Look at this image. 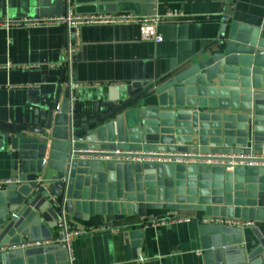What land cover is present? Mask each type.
<instances>
[{
	"label": "water",
	"instance_id": "95a60500",
	"mask_svg": "<svg viewBox=\"0 0 264 264\" xmlns=\"http://www.w3.org/2000/svg\"><path fill=\"white\" fill-rule=\"evenodd\" d=\"M64 92L58 110L31 108L21 123L0 125L15 173L0 185V264H69L60 244L11 249L53 240L67 216L140 217L124 234L139 259L145 227L173 217L150 211L252 221L203 223L205 264H264V29L225 22L207 53L160 83L69 80Z\"/></svg>",
	"mask_w": 264,
	"mask_h": 264
},
{
	"label": "crops",
	"instance_id": "0c3cea01",
	"mask_svg": "<svg viewBox=\"0 0 264 264\" xmlns=\"http://www.w3.org/2000/svg\"><path fill=\"white\" fill-rule=\"evenodd\" d=\"M146 6L143 0H71L69 5L67 0H0V24L59 18L69 7L75 14L158 15L162 18L158 32L163 38L161 43L142 40L139 23L84 25L78 29L75 51L69 58L64 24L0 27V125L21 123L24 112L31 108L58 110L69 80L78 88L163 82L207 53L227 21L264 29V0H155L154 8ZM25 66L38 67L28 70ZM0 131L7 130L0 126ZM10 152L0 148V183L15 174ZM232 170L226 168V172ZM169 214L190 221L159 227L148 224L139 259L129 255L124 234L129 225L144 222L140 217L112 221L109 216H94L85 221L67 216L68 229L106 228L73 239V264H205L201 234L205 213L149 212L154 218ZM61 231L59 225L54 237ZM246 235L247 240L256 241L249 230Z\"/></svg>",
	"mask_w": 264,
	"mask_h": 264
},
{
	"label": "built area",
	"instance_id": "2783aa9c",
	"mask_svg": "<svg viewBox=\"0 0 264 264\" xmlns=\"http://www.w3.org/2000/svg\"><path fill=\"white\" fill-rule=\"evenodd\" d=\"M68 5L71 3V0H67ZM162 22V18L158 15H153L151 17H142L135 16L134 14H118V15H78L73 13L68 7L67 14L65 16L53 19H31L24 18L18 21H6L0 24V27H18V28H28L37 25H52V24H64L67 26L68 30L73 29L75 40L77 36L78 29L84 25H118V24H132L139 23L141 31V39L144 41H151L155 43H161L163 41L162 36L158 32V26ZM72 34V33H71ZM76 43V42H75ZM75 43H72L70 39L68 44V53L69 56L75 51ZM38 66H25V69L31 70L35 69ZM4 182V183H8ZM3 183H0V185ZM189 218L176 217L175 215L172 218H167L164 220L154 219L149 223L152 227L166 226L168 224L189 222ZM205 224H214L220 226H229L240 229H248L254 227L255 223L252 221H242L235 219H226V218H205L203 221ZM61 226V225H60ZM60 235L53 240L49 241H33L26 242L21 246H13L11 249H27V248H36L40 246H46L51 244H60L64 251L67 254V260L69 264H73L75 258L72 251V241L74 238L86 235L93 234L100 230H105L106 228H79V229H68L63 226Z\"/></svg>",
	"mask_w": 264,
	"mask_h": 264
},
{
	"label": "bare ground",
	"instance_id": "6f19581e",
	"mask_svg": "<svg viewBox=\"0 0 264 264\" xmlns=\"http://www.w3.org/2000/svg\"><path fill=\"white\" fill-rule=\"evenodd\" d=\"M173 216H174V214H173ZM164 220V219H163ZM65 252V251H64ZM66 253V252H65ZM67 255V254H66ZM68 261V260H67Z\"/></svg>",
	"mask_w": 264,
	"mask_h": 264
}]
</instances>
